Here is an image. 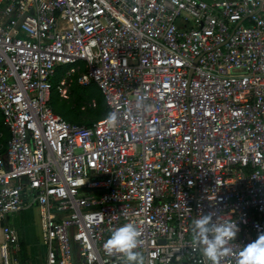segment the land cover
I'll list each match as a JSON object with an SVG mask.
<instances>
[{
	"label": "built area",
	"instance_id": "2783aa9c",
	"mask_svg": "<svg viewBox=\"0 0 264 264\" xmlns=\"http://www.w3.org/2000/svg\"><path fill=\"white\" fill-rule=\"evenodd\" d=\"M69 65L60 96L79 74L115 125L54 113ZM0 111V221L37 205L42 264H125L103 245L128 222L145 264H210L192 243L210 211L239 228L218 264L264 232V0H0Z\"/></svg>",
	"mask_w": 264,
	"mask_h": 264
},
{
	"label": "clouds",
	"instance_id": "9594fccd",
	"mask_svg": "<svg viewBox=\"0 0 264 264\" xmlns=\"http://www.w3.org/2000/svg\"><path fill=\"white\" fill-rule=\"evenodd\" d=\"M117 113L110 112L106 121L110 125L117 123ZM213 217H217L215 220ZM192 243L198 247L210 264H218L219 258L230 241L235 240L239 228L236 222H219L216 211L200 214L192 221ZM141 233L134 222H128L111 230L110 237L104 242L107 254H121L125 264H145V258L138 248ZM236 264H264V232L259 233L238 254Z\"/></svg>",
	"mask_w": 264,
	"mask_h": 264
},
{
	"label": "trees",
	"instance_id": "16d2710c",
	"mask_svg": "<svg viewBox=\"0 0 264 264\" xmlns=\"http://www.w3.org/2000/svg\"><path fill=\"white\" fill-rule=\"evenodd\" d=\"M67 70L62 72V68H59L52 80L50 106L54 113L72 124L84 126H92L106 118L109 109L100 88L94 82H91L87 86H81L78 83V74L68 79V99L60 97L57 87L63 73ZM93 103H95V106H93ZM9 139L10 132L5 127L3 115L0 113V152L2 154H5L7 151ZM20 256L21 262L24 263L26 249L23 242H20Z\"/></svg>",
	"mask_w": 264,
	"mask_h": 264
},
{
	"label": "crops",
	"instance_id": "0c3cea01",
	"mask_svg": "<svg viewBox=\"0 0 264 264\" xmlns=\"http://www.w3.org/2000/svg\"><path fill=\"white\" fill-rule=\"evenodd\" d=\"M0 154L2 153L0 152ZM33 206L27 207L17 215H9L0 221V244L3 241L2 228L4 226L14 227L19 232L20 242L24 243L26 249L25 262L22 263L19 259L21 264H42L45 260L46 252L41 242L39 209L37 205Z\"/></svg>",
	"mask_w": 264,
	"mask_h": 264
},
{
	"label": "rangeland",
	"instance_id": "374dc122",
	"mask_svg": "<svg viewBox=\"0 0 264 264\" xmlns=\"http://www.w3.org/2000/svg\"><path fill=\"white\" fill-rule=\"evenodd\" d=\"M71 67H75V66H70V65H69V66H63V67H62V72H63L64 70H67L68 68L70 69ZM65 72H66V71H65ZM65 72H64V73H65ZM64 73H63V74H64ZM52 82H53V81H52ZM60 97H61V96H60ZM61 98H62V97H61ZM63 99H64V98H63ZM0 113H1V112H0ZM34 206H36V205H34ZM34 206H33V207H34ZM16 256H17L19 259H21L20 252L17 253Z\"/></svg>",
	"mask_w": 264,
	"mask_h": 264
}]
</instances>
